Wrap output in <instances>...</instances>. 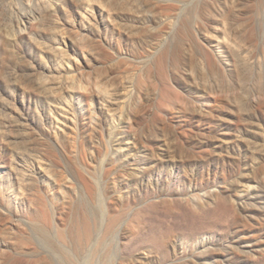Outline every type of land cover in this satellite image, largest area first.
I'll use <instances>...</instances> for the list:
<instances>
[{
  "label": "rangeland",
  "instance_id": "rangeland-1",
  "mask_svg": "<svg viewBox=\"0 0 264 264\" xmlns=\"http://www.w3.org/2000/svg\"><path fill=\"white\" fill-rule=\"evenodd\" d=\"M90 3L92 21L83 16ZM232 3L249 42H234L229 64L212 70L201 37ZM134 9L146 19L127 34L112 18ZM29 12L34 18L22 23ZM58 43L64 68L45 76V65L59 69L49 48ZM45 77L73 85L64 123L39 90ZM7 82L8 117L20 114L27 139L40 142L43 165L26 167L34 165L56 226L45 238L30 234L28 252L0 246V264H264V154L255 151L264 145V0H0L4 96ZM108 86L122 93L105 106ZM10 149L0 134L2 171ZM85 169L98 183L94 193L78 175ZM15 185L0 190V238L27 232L38 211ZM84 210L93 224L99 219L92 240L58 239L57 228Z\"/></svg>",
  "mask_w": 264,
  "mask_h": 264
},
{
  "label": "bare ground",
  "instance_id": "bare-ground-1",
  "mask_svg": "<svg viewBox=\"0 0 264 264\" xmlns=\"http://www.w3.org/2000/svg\"><path fill=\"white\" fill-rule=\"evenodd\" d=\"M90 1L94 2V0H90ZM91 5L92 4L90 3L89 7ZM230 5H231V3H230ZM230 8H231V6H230ZM93 10H94L93 7H90L89 9H87L85 11V13H83V16L88 21H92V18L90 16H91ZM235 10H237V13L235 12ZM240 10H242V9H240ZM38 11H39V9H38ZM239 11H238V5L233 6V3H232V10L230 12H223L222 11V12L218 13L217 17L214 18V20H213V23H215V25L213 26L214 31H207L205 34H202L201 38L207 39L206 43H207L208 47L211 49V51L213 52V54H212L213 56L210 55L209 59L207 58L209 61H204L203 64L207 63L208 66L212 70L217 68V66L219 64L218 63L219 60L220 61L222 60V63L224 62L225 64H229L230 58L236 52V51L234 52V50H236V47H235L236 44H234V42H236L238 44L242 43V45L243 44L245 45L246 41L248 40V35H249L248 25L243 24V22L241 20L242 13H240ZM131 12L133 13L132 15L125 14L123 12H119L118 13V16H120L119 19H113L112 18V20H115L114 22H115V24H117V26H119L120 24L122 26L124 24V26H125V24H126L127 27H122V28L124 30H128L126 32L127 34L128 33L130 34L129 31L132 30L131 28H134V27L137 28V25H138L137 22L140 23L143 21V19H146L145 15H143V12L137 11V9H134V12L133 11H131ZM30 14L29 15L25 14L22 16V23H25V22H27V20H31L32 18H34V17H32V13H30ZM126 17H129L132 22L131 21L130 22L123 21V20H126ZM141 26H138V27H141ZM142 29H143V27H142ZM132 32H134V31L132 30ZM144 37L142 36V38H144ZM60 41H62V40L59 39L58 42H60ZM63 42L67 44V42L65 40H63ZM248 42H249V40H248ZM58 44L59 45H57V46L51 45V46H49V48H52V50L54 52V56H56L58 58L59 69H58V67L53 66V68H48V70H47V65H45V69H46V71L44 73L45 76H46V73H53V72H55V70L61 71L60 68H62V69L64 68L63 60L66 57V51H65L64 47H62V45H60L61 43H58ZM233 47H235V49ZM218 57L220 59H218ZM51 70H53V72H51ZM45 78H43L44 80L40 83L39 90L43 93L42 96H43L46 103H49V104H51V102L55 103L54 106H51V105L49 106L50 107L49 110H50L52 116L54 117L53 119H55V121H57V122L61 121L64 123L66 121L67 116H68L67 112L69 111L67 109V107L72 103L71 99H72V96L74 93L73 85L71 86L70 84H67L68 82L64 83L63 81H65V80H62V77L59 78L58 80L57 79L53 80V79H51V77H48V79L46 78V80H45ZM9 83L8 82L6 83V88L8 89L6 93L8 95L4 96L3 93H0V134L7 136V143L11 147L10 151L12 152V156H11L12 158H11V163H10L9 168L7 167V168L3 169V171L0 170V184L6 183V185L0 186V190L5 191V188H9V185H15L16 184L15 188L13 190L18 195V198L21 200V202H24V197L27 196L26 198H28L29 201L32 202L38 208V211H31V214H30L31 216L29 215L30 220L27 221L28 226L26 225L28 227V229L26 228L28 230L27 232L19 233L17 235L4 232L5 234H3V236L0 238V246H3V248H12L11 251H18L20 253H24V252H28L26 250V246L33 239V237L31 235H37V236L40 235L41 237L45 238L43 235H47V232H46L47 229L46 228L50 227L51 225L56 226L55 225L56 222L53 224L54 207H51V205L48 202L45 203V201L40 197V195L37 194L38 193L37 186L34 183L35 170H32L34 165H32V168L30 165H28L31 168L30 170L26 167L28 163H34V162H35V166H37V167L38 166L40 167V165H43L42 163L44 162L45 158L42 156V154L40 152H38L36 150V149H38L37 144L38 143L40 144V142L38 140H35L33 142L32 140L27 139L24 132L22 131L23 127L19 123L20 114L17 113V115H15V119H10L8 117L7 111L12 110L11 105H12L13 101H11V99H13L12 95H14V93L12 92V89L10 87L11 84H9ZM102 91L103 92H102V99L101 100H103V103H104V101H105V103L107 101H112L114 99V97H116L115 96L116 94L120 95L122 93V92L120 93L119 90L112 89V87H109V86L105 87ZM10 97H11V99H10ZM105 103L103 105H105ZM107 107L108 108H105V110H107V112L109 114L111 113L113 115H117L116 114L117 110L114 111L111 106L110 107L107 106ZM36 110H37V112L39 111V109L37 107H36ZM107 112H105V114ZM104 117H105V115H104ZM111 117H112V115H111ZM68 118H70V117H68ZM258 125H260V124H258ZM258 125H257V127H255L256 129H259ZM58 128H61V130H64V129H62L61 126H58ZM258 131H260V130H258ZM252 132L255 134L256 131L253 130ZM258 136H260V135L256 134L255 138H257ZM257 143H258V141H257ZM255 151H259L260 153L264 154V145L261 143L260 148H255ZM46 163H47V160H46L45 164ZM44 168H45V166H44ZM46 170L49 174L51 173L50 168H46ZM89 171L78 172V175L82 179V181L85 183V185H87V189L90 192L94 193L95 188L99 189L98 187H96V185L98 183L96 185H94L95 183L93 181L95 180V177L91 176L92 173ZM88 174H89V176H88ZM66 195L67 194L64 195L63 203L64 202L68 203L66 206L69 207V210L71 212V210H72L71 202H70L71 200L69 201V199H68L69 196L67 195L68 196L67 197ZM86 208H87V206H86ZM2 209H0V220L3 218L2 214L4 213V215H5V212H3ZM15 211L16 210H14V212ZM66 211H68V210H66ZM20 212L21 211H18V209H17L18 218L20 216L19 215ZM8 215L10 216V213ZM18 218L16 217L15 219H18ZM20 221L23 222L22 220H20ZM94 221H95V224L92 223L91 218H89L87 216V214L85 213V210L80 211V212H78V216L74 220H70L69 216H68V219L66 220L67 224L65 223L64 226H62V227L59 226L57 228V231H56L57 235L56 236L58 237V239H61V240H66L67 236L72 237L75 240L79 241L80 244L84 245V243L86 241L92 240L93 232H94V234L97 232V224H98L99 219L94 218ZM14 222H16V220H14ZM69 222H71V224ZM112 222L108 226L107 231L105 232L106 234L113 232L115 230L114 229L115 227L113 226L114 223L112 224ZM26 226H24V227H26ZM20 227H22V226H20ZM8 232H9V230H8ZM49 245L55 247L56 249H62L59 246V244L51 243V241L49 242ZM52 250L55 251L54 249H52ZM30 251H31V249H30Z\"/></svg>",
  "mask_w": 264,
  "mask_h": 264
}]
</instances>
